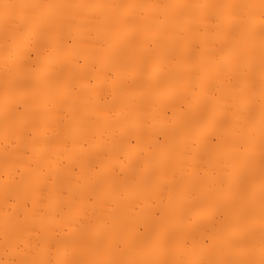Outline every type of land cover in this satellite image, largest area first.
<instances>
[{"label": "bare ground", "instance_id": "1", "mask_svg": "<svg viewBox=\"0 0 264 264\" xmlns=\"http://www.w3.org/2000/svg\"><path fill=\"white\" fill-rule=\"evenodd\" d=\"M0 264H264V0H0Z\"/></svg>", "mask_w": 264, "mask_h": 264}]
</instances>
